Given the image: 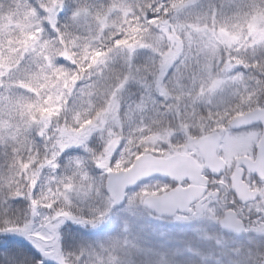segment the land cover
<instances>
[{
  "label": "snow or ice",
  "instance_id": "snow-or-ice-1",
  "mask_svg": "<svg viewBox=\"0 0 264 264\" xmlns=\"http://www.w3.org/2000/svg\"><path fill=\"white\" fill-rule=\"evenodd\" d=\"M14 3V7L0 11V92L17 88L38 98L0 95V140L4 139L5 129H13L10 169L4 178L10 199L21 195L18 185L29 174L37 178L46 169H58L61 153L72 146L84 147L89 159L102 170L98 182L87 171L86 161L77 157L71 171L49 178L59 190L53 188L41 197L35 195L40 180L34 179L31 213L23 220L9 210V199L3 201L0 231L18 233L29 240L43 257L37 258L38 264H46L47 259L55 264H85L89 260L93 264H116V249L127 243L125 239L85 244L65 252L60 229L68 220L95 227L123 201L129 208L139 202L161 214L202 212L206 210L203 201L209 183L217 186L210 196L226 189L245 202L264 198V127H247L264 124V88L260 87L264 82L252 78L253 88L242 73L232 75L235 68L241 67L256 68L264 74V66L259 59L253 63L245 55L233 56V45L242 38L240 31L221 28L219 34L209 33L199 15L188 23L196 0H108L99 7L88 0H76L71 16L63 24L58 17L66 0ZM252 9L245 19L255 50L264 47V6L253 5ZM46 24L53 34L47 32ZM139 49L159 57L155 71L148 62L136 63ZM186 51L211 58L213 63L219 55L224 65L223 73L208 75L199 94L192 97L194 108L203 101L208 105L207 112L198 114L193 110L181 126L179 142L174 140V131H154L143 125L136 129L140 135L130 132L125 136L122 96L129 83L135 81L144 89L155 86L161 95L168 96L164 83L168 69ZM115 56H121L119 67L111 63ZM60 58L70 62L75 72L60 63ZM85 77L92 81L89 97L104 94L106 104L90 105L77 114L76 123L61 129L54 148L42 155L29 143L28 129L46 122L50 106L62 100L53 88L60 85L65 92L71 91ZM229 88L231 98L218 103L217 96ZM42 93L46 99L39 98ZM144 107L143 97L132 102L131 115ZM14 114L20 118L16 123L11 119ZM241 127L245 130L234 131ZM94 135L101 140L98 150L88 146ZM161 142L169 145L167 150L156 147ZM157 173L173 178L174 185L144 188L138 193L129 190L142 178Z\"/></svg>",
  "mask_w": 264,
  "mask_h": 264
},
{
  "label": "clouds",
  "instance_id": "clouds-1",
  "mask_svg": "<svg viewBox=\"0 0 264 264\" xmlns=\"http://www.w3.org/2000/svg\"><path fill=\"white\" fill-rule=\"evenodd\" d=\"M253 5L264 6V0H241V4H238L236 10L231 14L218 11L214 4L209 3L207 9L194 8L193 16L187 22L195 21L199 15L201 23L208 25L209 33L219 34L221 28H226L228 31H240L242 38L239 43L233 45V56L245 55L253 63L259 59L261 65L264 66V47H257L255 50L251 47L254 37L249 36L245 19L246 14L252 12ZM210 12L211 16H209ZM213 17L215 18L214 22ZM241 44H246L247 47L243 48ZM238 48L240 49L239 53H237ZM150 53L146 62L155 71L159 64V57L151 51ZM224 55L227 58V52ZM60 63L75 72L70 62ZM223 69L224 65L220 63L219 55L213 63L211 58L206 59L202 55L186 51L168 69V77L164 81L168 87V96L161 95L155 86L150 89L140 86L139 94L130 103H127L125 108L123 93L121 114L125 117V125H127L124 135L128 136L130 132L137 136L140 135L136 129L143 125L150 126L154 131H174L177 133L174 140L179 142L182 138L179 135L181 126L184 120L192 115L193 110L198 114L206 113L208 110V105L203 101L196 103L194 108L192 97L199 94L200 87L208 75H220L223 73ZM169 70H171L170 75ZM237 73H242L253 88L256 86L252 78H258L264 82V74L259 69L243 68L241 70V68H235L232 75ZM90 83L92 81L85 77L71 91L65 92L60 85L52 89L53 92L62 96V100L50 106V117L46 122L33 125L28 129L29 143L39 148L42 155L54 148L56 141L60 138L61 129L76 123L77 114L83 113L90 105L100 107L106 104L104 94L89 97L87 93ZM260 87L264 88V83ZM9 94L31 96L32 99L38 98L26 90L17 88L5 89L0 92L2 96ZM141 97L144 98L145 107L133 116L129 105ZM39 98L46 99V96L42 93ZM261 103H264V95L261 97ZM4 118H9L6 113ZM11 119L13 123H16L20 118L14 114ZM36 137L40 138L39 141ZM168 146L165 142L156 145L162 150H167ZM10 147L9 160L11 163L12 145ZM140 147L142 148L143 145ZM10 163L7 169L0 172V200L2 201L12 200L10 199V190L4 182V178L9 173ZM58 169H46L42 176L37 177L40 180L38 187L33 183V180L37 178L31 177V174L25 178L26 183L22 181L18 185L21 195L17 198L22 199L16 203L26 202V206L16 213L19 219L23 220L30 216V198L33 195L34 187H36L35 195L37 197H41L46 191L51 193L53 188L59 190L57 184L49 182L50 177H59L64 174ZM141 180L135 184L137 187L133 192L138 193L144 188L152 190L165 184L174 185L171 182L161 183L159 182L160 178L153 176L145 177V182H141ZM152 180L157 182L153 183ZM216 191L217 186L209 183L208 192L204 194L203 201L206 210L202 212L183 210L174 214H161L137 202L136 207H142L147 218L161 222L160 227H152L150 232L145 233L140 243H132L125 237L127 243H122L116 249V264H264V198L249 199L245 202L226 189H219L218 196L209 195ZM73 199H77L75 194H73ZM234 201L235 203H233ZM225 202L227 207H225ZM41 211L44 209L41 208ZM179 216L185 218L179 219ZM232 223H237V226L233 227ZM0 233L12 232L0 231ZM4 251L7 253L9 249ZM17 251L24 252V255L12 261V264H38L36 257L26 253L23 249L17 248ZM3 264H9L7 256H5ZM85 264H93V262L89 260Z\"/></svg>",
  "mask_w": 264,
  "mask_h": 264
},
{
  "label": "rangeland",
  "instance_id": "rangeland-1",
  "mask_svg": "<svg viewBox=\"0 0 264 264\" xmlns=\"http://www.w3.org/2000/svg\"><path fill=\"white\" fill-rule=\"evenodd\" d=\"M32 2L35 4L36 0H32ZM75 3L76 0H66L65 8L61 10V14L58 17L60 24H63L71 16V12L73 10L72 6ZM88 3L99 7L102 4H107L108 0H88ZM209 3L214 4L218 11H223L225 14H231L236 10L237 5L241 4V0H196L194 8L199 9L203 7L204 9H207ZM0 4L3 5V9H0V11H6L9 6H15L14 0H0ZM45 27L49 34H53L49 25L46 24ZM150 55V50L139 49L136 54V63H145ZM60 62H64L63 58H60ZM111 63L116 64V66L122 64L121 56H115L114 61ZM241 70H243L242 67ZM170 74L171 70H169V75ZM139 90L140 85L135 81L129 83L127 89L124 92L125 108L127 103H130L136 98V96L139 94ZM231 94L232 89H225L217 96V102L222 104L228 101L231 98ZM125 129L127 130V125L125 126ZM12 131L13 129L11 128L5 129L3 132L4 139L0 140V172H2L4 169H7L10 163V145L13 143L10 133ZM36 139L39 141L40 138L36 137ZM88 146L98 150L101 147V140L99 136L94 135L92 138H90ZM77 157L83 158L86 161L87 171L99 182L102 178V170L97 168L95 164L89 159L88 151L82 146H72L61 153L60 157L58 158V164L60 165L58 171L61 173L71 171L73 161ZM158 178H160L159 182L161 183L170 182L163 177ZM142 182H145V180ZM151 182L155 183L157 181L152 180ZM135 188L131 189L130 191L135 190ZM21 199L22 198H13L9 201V204L11 205L9 210L11 212L19 213L23 207L26 206V202L22 204L16 203V201ZM3 210L4 204L3 201L0 200V214H3ZM160 224L161 222L155 219L147 218L142 207L129 208L126 201L122 206L116 208L104 222L96 225L95 227L92 225L78 224L70 220L65 221L60 229L61 244L64 251L73 252L85 244H95L101 241H118L123 240L125 237L132 243H140L142 242V238L145 233L150 232L152 227L159 228ZM125 226H127V230H125ZM17 248H19L18 244L11 243L8 235H0V252L4 255L3 261L5 256H7L9 264H12V261L22 256V254L17 251ZM5 249H9V251L5 253ZM22 249L25 251L24 248ZM46 264H55V262L47 259Z\"/></svg>",
  "mask_w": 264,
  "mask_h": 264
},
{
  "label": "trees",
  "instance_id": "trees-1",
  "mask_svg": "<svg viewBox=\"0 0 264 264\" xmlns=\"http://www.w3.org/2000/svg\"><path fill=\"white\" fill-rule=\"evenodd\" d=\"M3 234L9 235L10 242L18 244L19 249L24 248L26 253H28L31 256H34L36 258H41L42 259V256L39 253V251L31 244V242L29 240H27V239L23 240V239L20 238L23 235L17 233L18 237H15L11 233H3ZM20 254L24 255V252H20ZM3 257H4L3 253L0 252V264H3Z\"/></svg>",
  "mask_w": 264,
  "mask_h": 264
},
{
  "label": "water",
  "instance_id": "water-1",
  "mask_svg": "<svg viewBox=\"0 0 264 264\" xmlns=\"http://www.w3.org/2000/svg\"><path fill=\"white\" fill-rule=\"evenodd\" d=\"M152 176H163V177H168V176L165 175V174H159V173H157V174H153ZM169 178H171V177H169ZM143 179H145V178H142V180H143ZM171 179H173V178H171ZM142 180H141V181H142ZM173 180H174V179H173ZM138 183H139V182H138ZM135 186H137V185H132V186H130L129 190H130L131 188L135 187ZM124 202H125V201L121 202V204H123ZM121 204H119V205H121ZM116 207H117V206H116ZM116 207H114L113 210H114ZM113 210H112V211H113ZM112 211H111V213H112ZM111 213H110V214H111Z\"/></svg>",
  "mask_w": 264,
  "mask_h": 264
},
{
  "label": "flooded vegetation",
  "instance_id": "flooded-vegetation-1",
  "mask_svg": "<svg viewBox=\"0 0 264 264\" xmlns=\"http://www.w3.org/2000/svg\"><path fill=\"white\" fill-rule=\"evenodd\" d=\"M256 126H264V124H254V125H251V126H247V127H256ZM240 130H245L244 127L243 128H240V129H234V131H240ZM168 180V179H167ZM170 181V180H168ZM171 182V181H170ZM171 183H175V182H171Z\"/></svg>",
  "mask_w": 264,
  "mask_h": 264
},
{
  "label": "bare ground",
  "instance_id": "bare-ground-1",
  "mask_svg": "<svg viewBox=\"0 0 264 264\" xmlns=\"http://www.w3.org/2000/svg\"><path fill=\"white\" fill-rule=\"evenodd\" d=\"M9 236V235H8ZM23 240H25L26 238L23 236V237H21Z\"/></svg>",
  "mask_w": 264,
  "mask_h": 264
}]
</instances>
